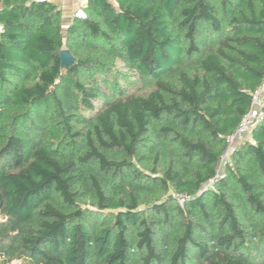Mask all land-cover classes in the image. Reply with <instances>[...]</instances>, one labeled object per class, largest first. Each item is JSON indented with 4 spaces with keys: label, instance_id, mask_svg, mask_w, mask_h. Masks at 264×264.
Listing matches in <instances>:
<instances>
[{
    "label": "trees",
    "instance_id": "1",
    "mask_svg": "<svg viewBox=\"0 0 264 264\" xmlns=\"http://www.w3.org/2000/svg\"><path fill=\"white\" fill-rule=\"evenodd\" d=\"M80 7L0 0V264H264V0Z\"/></svg>",
    "mask_w": 264,
    "mask_h": 264
},
{
    "label": "built area",
    "instance_id": "2",
    "mask_svg": "<svg viewBox=\"0 0 264 264\" xmlns=\"http://www.w3.org/2000/svg\"><path fill=\"white\" fill-rule=\"evenodd\" d=\"M73 17L84 19L85 12L79 6L73 12ZM2 33V26L0 24V34ZM264 104V78L260 86L251 94L250 108L239 123L235 132L228 138V145H234L242 142L245 139L247 132L256 124L263 120V113L261 106ZM176 202L183 203L184 195L176 194Z\"/></svg>",
    "mask_w": 264,
    "mask_h": 264
},
{
    "label": "crops",
    "instance_id": "3",
    "mask_svg": "<svg viewBox=\"0 0 264 264\" xmlns=\"http://www.w3.org/2000/svg\"><path fill=\"white\" fill-rule=\"evenodd\" d=\"M58 6L62 18V27L65 28L72 18L74 10L81 6L85 0H48Z\"/></svg>",
    "mask_w": 264,
    "mask_h": 264
},
{
    "label": "water",
    "instance_id": "4",
    "mask_svg": "<svg viewBox=\"0 0 264 264\" xmlns=\"http://www.w3.org/2000/svg\"><path fill=\"white\" fill-rule=\"evenodd\" d=\"M73 62V58L70 55L69 51L64 49L60 51V63L63 68L67 67L70 63Z\"/></svg>",
    "mask_w": 264,
    "mask_h": 264
},
{
    "label": "rangeland",
    "instance_id": "5",
    "mask_svg": "<svg viewBox=\"0 0 264 264\" xmlns=\"http://www.w3.org/2000/svg\"><path fill=\"white\" fill-rule=\"evenodd\" d=\"M248 137V134L245 136V138H247ZM235 145V144H234ZM234 145H231L232 147L234 146ZM231 146H229V148H231ZM224 157H227V154L225 153V155H224ZM225 159V158H224Z\"/></svg>",
    "mask_w": 264,
    "mask_h": 264
}]
</instances>
